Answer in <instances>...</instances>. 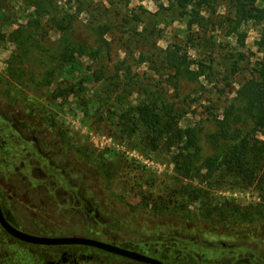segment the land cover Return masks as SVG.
<instances>
[{
    "label": "rangeland",
    "instance_id": "374dc122",
    "mask_svg": "<svg viewBox=\"0 0 264 264\" xmlns=\"http://www.w3.org/2000/svg\"><path fill=\"white\" fill-rule=\"evenodd\" d=\"M55 1L59 9L68 13H76L78 1L84 5L104 1L108 8L101 16L94 5L85 7L64 37L56 30L45 32L43 27L39 30L30 27L28 19L33 10L25 3L0 0V109L8 110L20 120L21 126L13 127L14 134L44 137L48 144L45 165L57 174L56 181L89 183V187L93 188L90 203L93 202L97 213L116 225V231L134 234L140 224L146 229L156 226L165 228L167 224L177 227L185 219L189 220L191 230L204 232L208 238L227 235L230 231H242L243 238L250 239L258 251L264 253V215L256 213L257 208L264 210V187L245 182L239 184L233 182L231 177H227L225 182L211 181L208 175H204L205 170L201 166L212 155L206 134L214 130L213 114L221 116L227 100L235 97L238 89L236 81L242 76L236 74L224 81L222 76L227 73L220 56H217L216 68L220 75L211 84L204 77L198 80L181 78L178 81L174 101L185 100L189 103L194 100L189 103V113L180 126L193 123L201 126V150L193 166L194 171L200 173L186 176L175 167L178 150L165 148L152 152L141 148L134 142V137L114 136L107 114L102 120L97 117V122L87 118L74 94H66L62 90L77 75V72L70 73L63 61L62 51L66 41H84L95 45L96 36L89 30V25L104 21L118 24L125 15L135 19L142 10L157 13L159 19L165 22L158 26L159 33L150 35L145 44H140L134 42L137 36L130 29L123 27L122 30H113L104 37L110 43V57H103L93 64L97 69L105 68L106 74L110 75L114 72L115 62L124 61L130 67L132 81L145 83L147 79L159 78L153 64L139 63L140 53L154 59L158 49H175L183 58H200L196 50L185 45L186 20L183 18L172 22L170 16L160 12L161 6L166 4L165 0H109L112 2L110 6L106 4L108 0ZM141 27L138 26V31H141ZM241 31L244 33L242 40L234 36L222 38L219 33L217 36L219 42L228 44L219 51V55L223 56L227 51L234 53L235 57H238V53L244 55L239 65L245 78L250 76L252 68L248 61L252 64L261 57L255 45L259 27L247 22L241 26ZM15 38L17 40L13 41ZM123 40H127L124 45ZM83 62L91 63L88 59H83ZM191 69H195V66H191ZM87 87L86 92L91 93L90 86ZM167 87L174 96L172 87ZM125 98L134 102L140 96L134 90ZM207 99L215 108L218 107L215 111L209 109L212 115L206 109L209 104ZM4 100H7L6 104L2 102ZM49 137L54 142L58 141L57 147L48 143ZM87 187L84 186L81 192L86 193ZM194 189H201V196L202 192L208 193V200L194 199ZM208 203L216 208L210 214L203 211ZM225 205H232L245 213L240 215L237 212L234 222L232 213L224 208ZM222 209L225 214L220 212Z\"/></svg>",
    "mask_w": 264,
    "mask_h": 264
},
{
    "label": "trees",
    "instance_id": "16d2710c",
    "mask_svg": "<svg viewBox=\"0 0 264 264\" xmlns=\"http://www.w3.org/2000/svg\"><path fill=\"white\" fill-rule=\"evenodd\" d=\"M19 1L33 10L28 19L30 27L35 30L43 27L45 32L56 30L64 37L71 31L78 14L85 7L94 5V9L98 10L101 16L105 15L103 11L108 8L104 1L101 4L87 5L78 1L76 13H68L59 9L55 0ZM165 2L160 12L170 16L172 22L181 21L183 18L186 20L185 45L196 50L200 58L192 60L185 57L186 55L183 58L175 49H158L154 59L140 53L139 63L153 64L159 78L147 79L148 82L145 83L132 81L130 67L125 65L124 61L115 62L114 72L110 75L106 74L107 71L103 67L95 68L93 64L98 63L101 58L110 57V43L104 38L107 33L126 27L138 37L134 42L145 44L150 35L160 32L158 26L165 22L159 19L157 13L142 10L141 15H137L135 19L125 15L118 24L104 21L89 25V30L96 36L95 45H89L84 41L76 43L66 41L62 51L63 61L70 73L77 72V75L73 77L70 85L62 90L66 94H74L87 118L95 119L97 122L98 118L102 120L104 114H107L114 136L134 137V142L141 148L152 152L175 148L178 150L175 154V167L186 176L199 174L200 171H194L193 166L201 150L199 144L201 126L199 123L180 126L183 118L189 113V103L194 100L189 103L185 100L174 101V97L177 96L178 81L181 78L198 80L204 77L210 84L212 80L217 79L220 71L216 68L218 65L216 57L220 56L224 71L227 73L222 76L224 81L236 74L242 77H238L241 80L236 81L238 89L235 97L227 100L221 116L213 114L214 130L206 134L212 155L201 164L205 170L204 175H208L211 181L225 182L227 177H231L233 182L239 184L245 182L264 187V0H165ZM111 3L109 0L106 2L108 6ZM247 22L259 27L255 45L261 57L252 64L248 61L249 65H252L251 73L249 77L244 78L239 65L244 55L238 53V58L230 51L225 52L223 56L219 55V51L228 44L219 42L217 34L219 33L222 38L234 36L237 40H242L244 33L241 26ZM138 26H142L141 31H138ZM193 27L196 29L193 30ZM12 40L16 41L17 38ZM126 41L123 40L122 45L126 44ZM83 59H88L91 63L85 64ZM191 66H195V69H191ZM168 85L172 87L174 96L169 93ZM87 86H90L91 93L86 92ZM202 87L206 90L204 86ZM134 90L140 98L130 102L125 95L130 96ZM206 101L210 104V107L209 104L206 107L208 111L210 108L214 111L218 108H215L209 99ZM209 114L212 115L210 111ZM193 191L194 199L208 200V193L202 192L201 196V189ZM224 208L232 213L234 222L237 212L240 215L245 213L239 212V209L232 205H225ZM214 210L216 208L211 207L209 203L203 209L207 214ZM256 210L257 214L264 215V210L258 208ZM220 212L224 213L223 209Z\"/></svg>",
    "mask_w": 264,
    "mask_h": 264
},
{
    "label": "flooded vegetation",
    "instance_id": "af4514ba",
    "mask_svg": "<svg viewBox=\"0 0 264 264\" xmlns=\"http://www.w3.org/2000/svg\"><path fill=\"white\" fill-rule=\"evenodd\" d=\"M20 123L13 113L0 109V210L18 232L98 241L160 264H264V253L244 239L242 231L208 238L204 232L191 230L185 219L177 227L167 224L146 229L140 224L134 234L116 231V225L90 203V184L56 181L57 174L45 165L46 139L15 135L13 127ZM52 139L49 137L48 143L57 147L58 141ZM84 186H88L86 193L81 192ZM122 263L155 264L90 244L30 243L0 224V264Z\"/></svg>",
    "mask_w": 264,
    "mask_h": 264
},
{
    "label": "water",
    "instance_id": "95a60500",
    "mask_svg": "<svg viewBox=\"0 0 264 264\" xmlns=\"http://www.w3.org/2000/svg\"><path fill=\"white\" fill-rule=\"evenodd\" d=\"M0 224L12 235H14L15 237L30 242V243H36V244H67V243H82V244H90V245H94L97 247H100L104 250L119 254V255H123V256H127L129 258L132 259H138V260H146L155 264H160L158 262L155 261H151V260H147L144 259L143 257L139 256L138 254H136L135 252H131L128 250H125L123 248H119L110 244H105V243H101L98 241H93V240H86V239H81V238H45V237H36V236H31V235H27L21 232H18L17 230L13 229L3 218V215L1 213L0 210Z\"/></svg>",
    "mask_w": 264,
    "mask_h": 264
}]
</instances>
